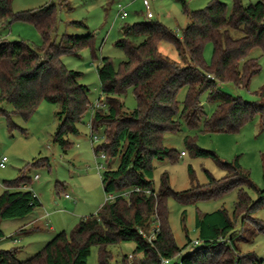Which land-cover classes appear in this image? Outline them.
Listing matches in <instances>:
<instances>
[{
  "label": "trees",
  "instance_id": "16d2710c",
  "mask_svg": "<svg viewBox=\"0 0 264 264\" xmlns=\"http://www.w3.org/2000/svg\"><path fill=\"white\" fill-rule=\"evenodd\" d=\"M11 2L0 0V26L15 20L31 22L43 42L33 47L23 40H0V114H6L9 120L11 114L28 119L42 102L55 104L54 141L66 153L71 145L68 136L80 133V124L94 102L89 99L88 86L80 82L82 73L69 69L63 57L78 55L93 45V34H64L57 41L52 6L13 13ZM186 13L188 24L181 36L153 18L124 25L123 35L115 45L125 52L126 59L116 67L110 57H103L97 67L99 98L106 108L94 109L90 129L96 133L105 125L106 130L104 141L94 151L104 153L108 162L119 160L115 169L107 167L101 173L103 188L105 193L135 187L141 191H132L128 199L122 196L105 202L97 213L82 217L70 234L65 230L57 233L28 259H19L16 248H0V264H86L94 245L100 246L99 264H109L111 254L106 247L120 242H133V253L142 255L131 264H163V259H169L168 264H260L253 253L241 252L235 241L236 227L246 221H254L258 231H264V224L253 217L264 207V189L253 183L238 157L232 162H221L214 152L199 148L195 139L187 135L185 142L191 151L213 156L225 169V175L175 191L169 185L168 174H164L159 189L154 187V160H174L178 154L164 145L165 134L180 131L182 121L191 129L198 127L204 115L202 94L207 93L209 101L218 102L213 114L205 118V131L238 132L257 114L264 126V85L254 102L221 89L228 82L247 88L261 70L259 58L250 54L256 48L264 54V0L249 5L234 0L231 11L225 2L212 0L206 7ZM163 42L175 47L178 59L162 52ZM208 42L213 43L210 64L204 57ZM183 87H187V95L179 110L177 96ZM129 88H133L137 99L133 110L126 109L122 99ZM6 102L12 105V111L4 108ZM38 163L45 164L41 160ZM31 182L26 167L16 179L4 181L0 194V237L4 236L3 220L25 218L42 205L33 190L23 189ZM246 187L256 190L255 200ZM147 189L155 194L146 193ZM233 190H237L238 199L232 215L226 208L197 212L200 244L182 255L192 241L188 240L184 247L176 244L169 222L168 199L174 197L183 204H191ZM157 222V238L148 242L140 230L149 233ZM127 259L124 255L123 264Z\"/></svg>",
  "mask_w": 264,
  "mask_h": 264
},
{
  "label": "rangeland",
  "instance_id": "374dc122",
  "mask_svg": "<svg viewBox=\"0 0 264 264\" xmlns=\"http://www.w3.org/2000/svg\"><path fill=\"white\" fill-rule=\"evenodd\" d=\"M212 0H149L151 11L156 20L177 33L179 36L188 24L187 11L206 7ZM231 11L234 0H221ZM257 0H243L245 5ZM123 4L128 11V17L122 19L118 15V5ZM52 6L56 16L54 35L59 41L64 34L78 36L93 34V45L81 50L80 54H67L63 57L64 64L82 73L80 82L88 86L89 99L93 103L101 96V86L97 67L103 57H110L116 67L126 59L125 52L115 45L123 33L122 27L147 19L144 0H12L13 13L24 10H35ZM23 40L33 47L42 44V36L36 26L27 21L15 20L11 24L0 26V40ZM161 50L173 59H178L175 47L169 42L161 44ZM213 56V43L205 45L204 57L208 64ZM250 57H258L261 70L256 74L249 87H237L228 82L221 89L243 100L254 102L259 99L258 91L264 85V54L260 48L254 49ZM1 95V89H0ZM187 87H183L177 96L179 110L186 99ZM125 108L133 110L137 107V99L133 88H129L122 97ZM204 115L197 128L191 129L184 121L181 130L166 133L164 145L178 152L177 158L171 160H154V187L159 189L164 174L169 176V185L175 191H184L198 184H206L211 177L220 179L225 175V169L211 155H195L185 142V137L191 135L201 149L214 152L221 162H232L236 157L240 164L250 172L251 180L264 189V126L260 115L245 124L238 132H207L204 130L205 118L211 116L218 102L209 101L208 94L201 96ZM7 111H12L10 103H4ZM106 108V106H105ZM57 106L44 101L28 118L20 114H0V161L6 156V167L0 166V194L4 190V181L19 177L26 167L27 174L32 178L31 187L39 194L42 205L25 218L5 219L2 221L4 237L0 242L3 249L16 248L17 257L21 260L34 256L57 233L65 230L68 234L79 222L82 216L96 213L99 206L106 202L98 163H104L106 168L115 169L117 158L107 161L95 153V146L104 139L106 126L98 128L96 134L100 137L95 143L91 139L92 108L85 114L80 124V133L69 135L71 141L66 153L54 141L57 127L55 112ZM182 151L186 155H182ZM45 164H39V161ZM35 174L40 179H33ZM35 181V182H34ZM249 196L255 200L257 192L254 188L246 187ZM66 193L71 198L66 197ZM238 199L237 190L228 192L212 200H200L196 203L183 204L174 197L168 199L169 222L175 242L184 247L188 240L192 243L182 251V255L197 246L196 228L197 212H213L226 208L230 215ZM100 204V205H99ZM79 205L78 208L75 206ZM98 206V207H96ZM81 212V213H80ZM253 217L264 224V207L258 209ZM36 218L37 222L29 231L17 232L20 225ZM30 224V223H29ZM35 226V228H33ZM32 229H34L32 231ZM236 243L243 253H253L264 264V231L259 232L254 221H246L243 226L235 229ZM14 238L18 242H14ZM32 241V242H31ZM107 250L111 254L109 264H123L124 255L128 256L125 264H131L142 258L133 253V242L110 244ZM132 255V256H131ZM181 256V255H180ZM180 258V257H179ZM100 246L94 245L86 264H99Z\"/></svg>",
  "mask_w": 264,
  "mask_h": 264
},
{
  "label": "built area",
  "instance_id": "2783aa9c",
  "mask_svg": "<svg viewBox=\"0 0 264 264\" xmlns=\"http://www.w3.org/2000/svg\"><path fill=\"white\" fill-rule=\"evenodd\" d=\"M144 6L146 7V10H147V18H154V14L153 12L151 11V6H150V2L149 0H144ZM118 15L119 17H121L122 19H125L128 17V11L126 9V6L123 5V4H119L118 5ZM177 33L179 34V30L177 31ZM105 106V103L103 102L102 99H97L94 103H93V107H92V115L94 114V109H97V108H101V107H104ZM91 127V125H90ZM105 137H103L104 139ZM91 139H92V142L95 143L96 141H99L100 140V137L96 134V133H91ZM182 155H185V152H182ZM101 158L107 160L106 158V155L104 153H101L99 155ZM8 161V158L6 156L2 157L1 161H0V166L2 168L6 167V163ZM98 168L99 170H106V166L104 163H98ZM40 178V175L39 174H35L33 179L34 180H38ZM23 189H32L31 186L29 185H24L23 186ZM34 191V190H33ZM132 191H141V189L139 187H135V188H132L131 190H127V191H123V192H107L106 193V202H113L115 201L118 197H125L126 199L129 198L130 194L132 193ZM146 193L150 194H155V192L151 189H147L145 190ZM34 195L37 196V193L34 192ZM66 197L68 198H71V195L66 193L65 194ZM160 228H159V223H155L152 227V229L150 230L149 233H146L144 230H140V233L146 238V240L148 242H153L156 238H157V235H158V232H159ZM14 242H18V240L15 238L14 239ZM200 244V241L199 240H195L194 241V245H199ZM132 256V255H131ZM162 263L163 264H168L169 263V259H163L162 260ZM179 264H181L179 262Z\"/></svg>",
  "mask_w": 264,
  "mask_h": 264
},
{
  "label": "crops",
  "instance_id": "0c3cea01",
  "mask_svg": "<svg viewBox=\"0 0 264 264\" xmlns=\"http://www.w3.org/2000/svg\"><path fill=\"white\" fill-rule=\"evenodd\" d=\"M40 179V178H39ZM38 179V180H39ZM38 180H35V181H38ZM34 181V182H35ZM33 189V188H32ZM34 190V189H33ZM34 192H36L35 190H34ZM37 193V192H36ZM38 196H39V194H37ZM40 198V197H39ZM40 200H41V198H40ZM41 202H42V200H41ZM100 205V204H99ZM103 205V204H102ZM101 205V206H102ZM101 206H99V209H100V207ZM76 208H78L79 207V205H77V206H75ZM96 207H98V206H96ZM98 209V210H99ZM97 210V211H98ZM81 213V212H80ZM97 213V212H96ZM92 214H95V213H92ZM88 215H90V214H88ZM88 215H85V216H88ZM85 216H82V217H85ZM81 217V218H82ZM80 218V219H81ZM37 222V219L36 218H33V219H31L30 221H27V222H25V223H23L22 225H20L19 226V228H18V230H17V232H20V231H29L30 232V229H31V227L35 224ZM30 223V224H29ZM3 224V223H2ZM2 224H1V229H2ZM33 228H35V226L33 227ZM34 229H32V231H33ZM2 231H3V229H2ZM3 235H4V231H3ZM4 237V236H3ZM3 237H0V240H2L3 239ZM32 242V241H31ZM1 245H3L2 244V242H0V247H2Z\"/></svg>",
  "mask_w": 264,
  "mask_h": 264
}]
</instances>
